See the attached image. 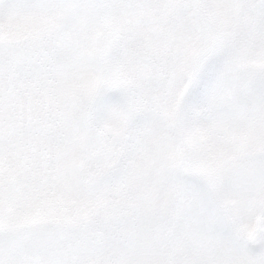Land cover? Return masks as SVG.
Here are the masks:
<instances>
[{"label": "snow or ice", "instance_id": "obj_1", "mask_svg": "<svg viewBox=\"0 0 264 264\" xmlns=\"http://www.w3.org/2000/svg\"><path fill=\"white\" fill-rule=\"evenodd\" d=\"M0 264H264V0H0Z\"/></svg>", "mask_w": 264, "mask_h": 264}]
</instances>
